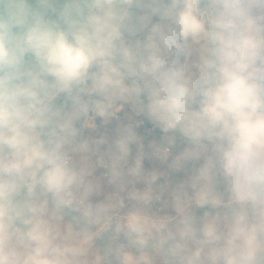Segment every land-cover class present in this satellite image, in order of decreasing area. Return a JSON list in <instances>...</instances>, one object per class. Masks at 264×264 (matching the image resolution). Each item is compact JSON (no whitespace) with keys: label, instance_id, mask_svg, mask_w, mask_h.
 Listing matches in <instances>:
<instances>
[{"label":"clouds","instance_id":"obj_1","mask_svg":"<svg viewBox=\"0 0 264 264\" xmlns=\"http://www.w3.org/2000/svg\"><path fill=\"white\" fill-rule=\"evenodd\" d=\"M0 264H264V0H0Z\"/></svg>","mask_w":264,"mask_h":264},{"label":"built area","instance_id":"obj_2","mask_svg":"<svg viewBox=\"0 0 264 264\" xmlns=\"http://www.w3.org/2000/svg\"><path fill=\"white\" fill-rule=\"evenodd\" d=\"M138 132L143 137L145 146H147L148 143L153 142L154 128H152L150 125H144L141 128H138ZM133 148H135V146ZM144 164L146 169H151L152 167H154V164L156 165L158 163L146 157Z\"/></svg>","mask_w":264,"mask_h":264},{"label":"trees","instance_id":"obj_3","mask_svg":"<svg viewBox=\"0 0 264 264\" xmlns=\"http://www.w3.org/2000/svg\"><path fill=\"white\" fill-rule=\"evenodd\" d=\"M155 131H156V134L154 135L153 141H158L160 139L161 135H159V133H160L159 130L155 129Z\"/></svg>","mask_w":264,"mask_h":264},{"label":"crops","instance_id":"obj_4","mask_svg":"<svg viewBox=\"0 0 264 264\" xmlns=\"http://www.w3.org/2000/svg\"><path fill=\"white\" fill-rule=\"evenodd\" d=\"M158 134V133H157ZM159 135H161V133H159ZM136 154V149L135 148H133L132 149V155H135Z\"/></svg>","mask_w":264,"mask_h":264},{"label":"rangeland","instance_id":"obj_5","mask_svg":"<svg viewBox=\"0 0 264 264\" xmlns=\"http://www.w3.org/2000/svg\"><path fill=\"white\" fill-rule=\"evenodd\" d=\"M155 134H156V131H155Z\"/></svg>","mask_w":264,"mask_h":264}]
</instances>
